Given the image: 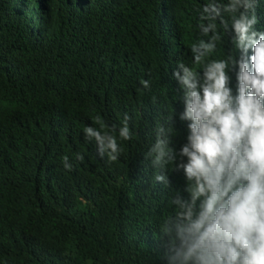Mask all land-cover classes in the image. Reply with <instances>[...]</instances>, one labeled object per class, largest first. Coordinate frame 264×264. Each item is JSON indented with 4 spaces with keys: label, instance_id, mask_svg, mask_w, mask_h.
<instances>
[{
    "label": "trees",
    "instance_id": "1",
    "mask_svg": "<svg viewBox=\"0 0 264 264\" xmlns=\"http://www.w3.org/2000/svg\"><path fill=\"white\" fill-rule=\"evenodd\" d=\"M209 2L0 0V264H166L160 229L184 181L158 185L144 154L157 124L183 110L172 70L192 67L191 44L208 39ZM257 14L264 30V0ZM220 31L212 59L235 52ZM97 118L118 137L114 162L85 138ZM176 127L179 142L186 122Z\"/></svg>",
    "mask_w": 264,
    "mask_h": 264
},
{
    "label": "clouds",
    "instance_id": "2",
    "mask_svg": "<svg viewBox=\"0 0 264 264\" xmlns=\"http://www.w3.org/2000/svg\"><path fill=\"white\" fill-rule=\"evenodd\" d=\"M258 7L259 0H210L199 24L208 39L191 44L192 67L180 61L172 70L183 110L157 124L144 154L158 185L172 189L174 173L184 181L160 229L166 264H264V30L256 27ZM221 29L235 52L212 59ZM141 84L150 90L149 80ZM177 119L186 122L179 142L173 135ZM129 120L126 114L120 140L132 138ZM95 123L99 128L84 129L86 140L95 141L100 158L116 161L122 151L118 137L104 131L99 118ZM62 163L73 167L67 155Z\"/></svg>",
    "mask_w": 264,
    "mask_h": 264
}]
</instances>
